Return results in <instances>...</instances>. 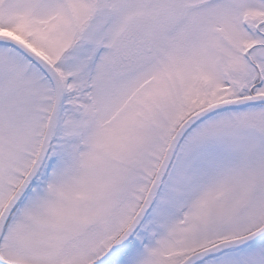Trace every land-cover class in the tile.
<instances>
[{
	"label": "snow or ice",
	"instance_id": "snow-or-ice-1",
	"mask_svg": "<svg viewBox=\"0 0 264 264\" xmlns=\"http://www.w3.org/2000/svg\"><path fill=\"white\" fill-rule=\"evenodd\" d=\"M0 264H264V0H0Z\"/></svg>",
	"mask_w": 264,
	"mask_h": 264
}]
</instances>
